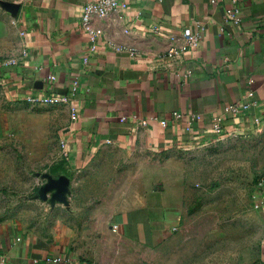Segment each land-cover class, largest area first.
Segmentation results:
<instances>
[{
	"label": "crops",
	"instance_id": "obj_1",
	"mask_svg": "<svg viewBox=\"0 0 264 264\" xmlns=\"http://www.w3.org/2000/svg\"><path fill=\"white\" fill-rule=\"evenodd\" d=\"M92 1L0 9V264H89L94 235L156 247L189 214L180 157L217 138L216 118L226 133L264 121V0H123L93 19L94 42L80 20ZM252 204L264 261V178Z\"/></svg>",
	"mask_w": 264,
	"mask_h": 264
},
{
	"label": "rangeland",
	"instance_id": "obj_2",
	"mask_svg": "<svg viewBox=\"0 0 264 264\" xmlns=\"http://www.w3.org/2000/svg\"><path fill=\"white\" fill-rule=\"evenodd\" d=\"M21 1L0 0V9ZM179 160L193 189L182 225L151 249L94 235L89 264H264L262 227L252 204L264 178V121L252 130L227 132ZM89 212L79 210L78 217L91 232Z\"/></svg>",
	"mask_w": 264,
	"mask_h": 264
},
{
	"label": "built area",
	"instance_id": "obj_3",
	"mask_svg": "<svg viewBox=\"0 0 264 264\" xmlns=\"http://www.w3.org/2000/svg\"><path fill=\"white\" fill-rule=\"evenodd\" d=\"M239 0H231L233 5H236ZM212 5L217 3V0H210ZM123 0H93L92 2H88L84 5L81 11V25L84 31H86L90 36L91 40L94 42V39L97 37V32L92 29V22L94 18H106L110 13L122 11L123 10ZM239 10L233 6L230 10H227V18L232 21H239L238 18ZM184 39L186 42L187 48H194L197 46L199 41V36L197 34H192L189 31L184 32ZM179 54V51L176 49H170L165 55V59L172 60ZM6 64H11L9 61ZM251 96V94H249ZM27 102L32 104H43L47 106H55L59 104H63L66 102V98H43V99H27ZM245 108V106L241 107L239 105H232L227 107L224 112L225 114L236 115L241 109ZM213 134L217 137L226 134L224 128L221 125V118H216L213 121L212 126Z\"/></svg>",
	"mask_w": 264,
	"mask_h": 264
},
{
	"label": "water",
	"instance_id": "obj_4",
	"mask_svg": "<svg viewBox=\"0 0 264 264\" xmlns=\"http://www.w3.org/2000/svg\"><path fill=\"white\" fill-rule=\"evenodd\" d=\"M64 179H62V180H60L59 182H57L56 183V186H57V188H60V187H62V186H64Z\"/></svg>",
	"mask_w": 264,
	"mask_h": 264
}]
</instances>
